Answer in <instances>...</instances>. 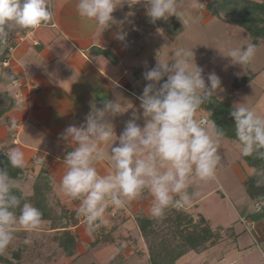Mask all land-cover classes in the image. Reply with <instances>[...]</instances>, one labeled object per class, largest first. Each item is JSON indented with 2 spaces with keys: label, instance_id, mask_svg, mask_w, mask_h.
Segmentation results:
<instances>
[{
  "label": "clouds",
  "instance_id": "1",
  "mask_svg": "<svg viewBox=\"0 0 264 264\" xmlns=\"http://www.w3.org/2000/svg\"><path fill=\"white\" fill-rule=\"evenodd\" d=\"M141 2L151 23L175 16L183 29L197 22L194 10L203 5L200 0H190L187 7H181L180 0L137 3ZM124 4L127 0H75L78 16L101 34L116 24L113 13ZM49 26H55L50 0H0V45L6 44L13 31ZM113 38L127 46L123 30ZM193 49L178 47L170 59L157 54L155 66L143 73L147 83L138 97L142 111L137 112L132 104L129 107L128 100L116 94L115 99L101 101V107L90 102L84 122L69 125L61 134L70 150L63 159L59 186L67 199L79 202L76 215L88 234L109 224V208L114 214L145 193L151 197L149 218L161 222L169 209L192 206L198 195L190 191L194 185L216 179L222 167L221 146L227 137L224 128L200 113L221 89V80L213 70L206 82ZM258 51L256 43H246L228 45L218 53L244 69L253 63ZM112 84L119 87L116 81ZM129 109L132 115L117 137L113 120ZM230 115L235 122V149L241 157L264 161V111L244 99L233 105ZM17 124L13 118L8 130L13 132ZM6 155L11 168L26 166L20 148L10 147ZM104 162L107 170L101 174L98 165ZM36 163H40L39 158ZM250 175L256 187H264V167H252ZM18 191L19 181L7 167L0 168V255L6 253L20 231L29 234L23 243L31 245L32 237L39 235L46 223L40 209L25 201Z\"/></svg>",
  "mask_w": 264,
  "mask_h": 264
},
{
  "label": "rangeland",
  "instance_id": "2",
  "mask_svg": "<svg viewBox=\"0 0 264 264\" xmlns=\"http://www.w3.org/2000/svg\"><path fill=\"white\" fill-rule=\"evenodd\" d=\"M209 1L211 0H200L203 4L201 9L194 10L198 20L187 29H183L182 23L175 16L167 21L161 20L151 24L155 30L151 33L149 42L146 38L143 41L147 52L144 50L139 57L130 56L128 60L136 62L139 68H152L157 63V54L160 58L167 56L170 59L178 47L195 48L193 51L196 63L204 68L206 82L207 74L213 70L221 80V89L214 95L217 99L225 100L233 97V105L245 99L250 106L264 111V42L258 46L259 51L250 66L242 69L238 65H232L230 59L220 56L218 50L223 53L228 45L236 46L252 43V41L248 34L237 26L223 23L212 17L206 19L202 7ZM189 2L190 0H180L181 7H187ZM139 5L142 6L141 3ZM122 16L126 17L124 14ZM131 18H133L132 15L124 21H131ZM142 26L144 28L147 24ZM182 30L185 32L181 33ZM26 32L13 31L9 34L6 44L0 45V103L2 107L10 105V96L1 85L5 86L12 80L9 79L11 75L6 71L9 68L4 65V62L9 59L11 42L26 35ZM130 39L127 41L134 43V40ZM143 73L135 72L134 74L133 71L130 73V77L132 79L135 77V81L142 89L147 83ZM251 75L254 80L248 85L238 90L232 89L236 80L251 77ZM200 115L206 117L203 113ZM117 117L113 120L114 128L123 122L120 129H124L125 122L129 118H122L124 114ZM138 123L142 126L143 120ZM117 132L119 131H116L119 137ZM221 155L222 167L218 170L216 179L194 185L192 188L198 195L194 197L191 207L181 210L194 215L195 221L199 220V214L212 221L215 227L224 230L222 231L224 240L211 250L210 254L209 252L190 253L180 259L177 264H264V241L261 240L264 230L250 231L248 228L253 222L251 215L257 214L263 204L255 205L246 195L240 181H243L245 176L242 168L237 165L239 152L227 139L221 146ZM33 180V178H27V183H19V187L26 195L32 192V186L35 183ZM59 180V175L53 179L54 193L58 197L54 193L49 194L47 202L52 211L53 223H45L43 231L32 237L31 245L23 243L29 234L24 231L18 232L17 239L12 242L5 254L0 255V264H150L147 241L135 221L140 212L141 216L149 217L147 209L151 197L147 193L126 207L115 210L114 214L112 208H109V224L90 235L76 215L79 202L76 204L74 201L75 207L69 204V210L61 203L69 199L63 195ZM164 224L163 221H155L153 230L157 234L150 236L149 241L158 240L159 242L166 237L172 240L173 230ZM260 226H262L261 223L256 225L257 228ZM55 227H66L77 236V247L73 256H68L59 247L55 238L63 230H56ZM262 228L264 229V226ZM15 255H19L20 258L17 259Z\"/></svg>",
  "mask_w": 264,
  "mask_h": 264
},
{
  "label": "crops",
  "instance_id": "3",
  "mask_svg": "<svg viewBox=\"0 0 264 264\" xmlns=\"http://www.w3.org/2000/svg\"><path fill=\"white\" fill-rule=\"evenodd\" d=\"M137 2L127 1L128 4L118 8L113 13L116 24L101 34L78 16L75 0H50L55 26L27 31L26 35L15 40L14 46H10L9 59L4 64L8 66L12 80L1 86L13 104L7 116L10 121L15 118L18 122L10 145L20 148L25 154L24 183L28 182L27 178H33L35 182L45 171L54 193L53 179L62 176L63 159L70 150L60 138L61 134L69 125L79 126L84 122L90 111V102L101 107V101L115 99L119 94L128 100L129 107L133 105L137 112L142 111L138 97L143 89L135 77L134 80L130 77V73H142L150 68H139L128 58L139 57L144 52L146 46L143 41L146 38L149 42L155 28L151 27L153 23L146 16L143 3L140 6ZM205 5L202 10L205 18L209 19L212 16L207 15ZM131 15V21H124ZM144 24L148 27L143 28ZM119 30L126 32L127 40L131 38L134 43L126 41L125 46L115 40L113 36ZM49 73H54V76L50 77ZM112 81L118 82L119 87H113ZM132 111L129 109L122 118L130 119ZM10 121L0 120V142L9 135ZM122 123L114 128L115 133L119 131L118 135L123 130L120 129ZM37 158L39 164L36 163ZM98 170L103 174L107 163L99 164ZM251 223L248 226L250 231L264 230L263 220ZM258 223L262 226L257 228ZM261 240L264 241V235ZM214 248L206 252L210 254Z\"/></svg>",
  "mask_w": 264,
  "mask_h": 264
},
{
  "label": "trees",
  "instance_id": "4",
  "mask_svg": "<svg viewBox=\"0 0 264 264\" xmlns=\"http://www.w3.org/2000/svg\"><path fill=\"white\" fill-rule=\"evenodd\" d=\"M204 9L207 15L245 31L252 43H256L259 46L264 42V0H213L207 3ZM11 44V46H14L15 42L12 41ZM6 71L9 72V69H6ZM253 78V75H251V77H243L236 80L232 89L238 90L248 85L254 80ZM12 107L13 104L8 107H2L0 103V120L10 121L7 114ZM232 107L233 97L219 100L213 96L209 102L202 106L201 110V113L206 116L205 118L214 120L219 127L224 128L226 139L230 142L235 139V122L230 115ZM13 132L9 131L8 137L0 142V168L7 167L13 178L20 183H24V170L11 168L6 155L8 148L11 147L10 140L14 134ZM238 163L244 172L245 178L242 181V185L245 188L246 195L255 205L258 203L263 204L257 214L251 215V219L253 221L264 220V187H256L255 181L250 175V169L252 167H264V161H259L252 157L244 158L239 154ZM45 174L46 172L42 171L38 175L30 195H26L21 188H19L17 194L22 193L25 201L39 208L43 213L44 221L47 223L53 220L52 211L47 204L48 195L53 193V189ZM190 191L196 192L193 188ZM75 202L77 204L78 201ZM61 203L68 210L70 209L69 204L75 207L74 201L71 200L61 201ZM141 215L140 212L135 221L147 241L150 264H177L186 255L204 253L224 240L222 239V231L224 230L215 227L212 221L200 214L199 220L195 221L194 215L190 212L171 208L167 211L163 222L165 223L164 225H168V228L173 230L172 240H168L166 237L165 240L160 239L159 242H157L158 240L155 242L149 241L150 236L157 234L153 230L155 220ZM54 229L63 230L55 239L59 247L68 256H73L77 247V236L66 227H55ZM15 256L17 259L20 258L19 255Z\"/></svg>",
  "mask_w": 264,
  "mask_h": 264
},
{
  "label": "built area",
  "instance_id": "5",
  "mask_svg": "<svg viewBox=\"0 0 264 264\" xmlns=\"http://www.w3.org/2000/svg\"><path fill=\"white\" fill-rule=\"evenodd\" d=\"M127 1H136L137 2L138 0H127ZM4 65H6V63Z\"/></svg>",
  "mask_w": 264,
  "mask_h": 264
}]
</instances>
